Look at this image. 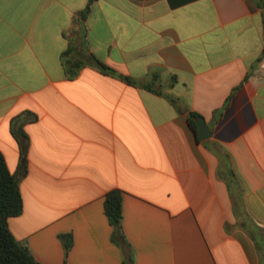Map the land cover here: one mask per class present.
<instances>
[{
	"label": "crops",
	"instance_id": "1",
	"mask_svg": "<svg viewBox=\"0 0 264 264\" xmlns=\"http://www.w3.org/2000/svg\"><path fill=\"white\" fill-rule=\"evenodd\" d=\"M89 1L0 0V153L13 173L12 123L37 116L23 126L28 172L13 235L42 264H264L256 0ZM68 50L155 91L92 66L69 79ZM113 189L124 193V248L104 212Z\"/></svg>",
	"mask_w": 264,
	"mask_h": 264
},
{
	"label": "trees",
	"instance_id": "2",
	"mask_svg": "<svg viewBox=\"0 0 264 264\" xmlns=\"http://www.w3.org/2000/svg\"><path fill=\"white\" fill-rule=\"evenodd\" d=\"M95 1L97 0H90L89 5ZM256 2L262 10L264 22V0H256ZM64 65L69 79L77 76L81 68L92 66L104 75L118 76L132 86L155 91L153 88L154 82L144 83L128 76L118 75L113 68L98 60L92 53L82 52L77 55L73 50H68L64 55ZM155 79H157V76H155ZM170 101L172 103L176 102L173 98H170ZM198 117L199 114H190L189 120L194 129H196L194 120ZM36 120V114L25 111L17 116L12 123L13 133L19 140L21 146L20 166L17 172L13 173L10 171L4 155L0 153V264H42L36 260L27 245L19 242L15 238L9 226L10 218L20 216L24 210L21 181L28 172L27 153L29 137L24 133L23 126ZM123 196L124 193L120 189L109 191L104 200V212L113 228L112 240L124 248L125 245H128V242L122 225ZM61 239L64 242V247L68 254L73 245V237L71 235H64ZM125 264H134L133 258L130 256L125 261Z\"/></svg>",
	"mask_w": 264,
	"mask_h": 264
},
{
	"label": "water",
	"instance_id": "3",
	"mask_svg": "<svg viewBox=\"0 0 264 264\" xmlns=\"http://www.w3.org/2000/svg\"><path fill=\"white\" fill-rule=\"evenodd\" d=\"M195 124H196V135L199 141H204L206 139H208L212 132L209 129V127L207 126L205 120L203 117H198L194 120Z\"/></svg>",
	"mask_w": 264,
	"mask_h": 264
}]
</instances>
